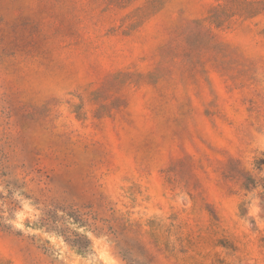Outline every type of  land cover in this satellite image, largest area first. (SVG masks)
<instances>
[{"label": "rangeland", "instance_id": "obj_1", "mask_svg": "<svg viewBox=\"0 0 264 264\" xmlns=\"http://www.w3.org/2000/svg\"><path fill=\"white\" fill-rule=\"evenodd\" d=\"M0 264H264V0H0Z\"/></svg>", "mask_w": 264, "mask_h": 264}, {"label": "trees", "instance_id": "obj_2", "mask_svg": "<svg viewBox=\"0 0 264 264\" xmlns=\"http://www.w3.org/2000/svg\"><path fill=\"white\" fill-rule=\"evenodd\" d=\"M47 215H48V217L46 219H44V224L43 225L44 226H49L51 228V226L49 224H51L54 219H53V216H52L51 213H48ZM73 218H74L73 219L74 221L78 220V219H76V217H73ZM51 229H53V226H52ZM73 235H74L75 238H73V239L68 238V239L71 240L72 245L76 246L80 252H85L86 249L91 244L90 239L88 237H86L84 235H81L79 233H76V232H73Z\"/></svg>", "mask_w": 264, "mask_h": 264}]
</instances>
